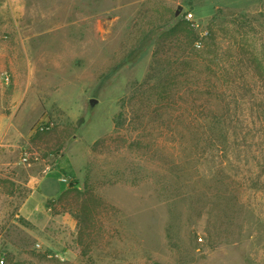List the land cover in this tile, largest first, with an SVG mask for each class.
Listing matches in <instances>:
<instances>
[{"label": "rangeland", "instance_id": "1", "mask_svg": "<svg viewBox=\"0 0 264 264\" xmlns=\"http://www.w3.org/2000/svg\"><path fill=\"white\" fill-rule=\"evenodd\" d=\"M0 41L27 92L0 146L5 264H264V0H0Z\"/></svg>", "mask_w": 264, "mask_h": 264}, {"label": "crops", "instance_id": "2", "mask_svg": "<svg viewBox=\"0 0 264 264\" xmlns=\"http://www.w3.org/2000/svg\"><path fill=\"white\" fill-rule=\"evenodd\" d=\"M10 50V47L0 41V146L6 141L9 131L17 125V112L27 93L21 89L18 82L16 69L18 64H16L17 60ZM6 73H9L12 77L11 86H8L4 81V74ZM32 200L33 196L27 199V203L24 206L27 210L24 208L22 210L23 214L29 213L28 210L33 209V205L35 210L41 207V203H37L36 199V202ZM29 202H31L30 206ZM43 203L44 200L42 201Z\"/></svg>", "mask_w": 264, "mask_h": 264}, {"label": "trees", "instance_id": "3", "mask_svg": "<svg viewBox=\"0 0 264 264\" xmlns=\"http://www.w3.org/2000/svg\"><path fill=\"white\" fill-rule=\"evenodd\" d=\"M176 26H177V29H179V32H184L186 38H187V41L189 42L190 45H194L195 44V41L198 37V35L196 34L195 30L190 26V23L186 22V21H179L176 23ZM216 44V38L212 39V41H209V43L204 46V48L202 50H197L196 51V48H195V51L193 50V58L196 60V62L198 63V68L200 67V71H205V70H208L214 66V64H216L217 66H219V64L215 61L214 57H211V53L213 52H210V48H212L213 46H215ZM200 65V66H199ZM183 67V63H181V65L178 67L179 68H182ZM219 80H216L214 82H217ZM168 80L165 82L167 83ZM178 82V81H177ZM206 81L204 80L203 81V86H204V83ZM208 82L209 83H213V79L211 76H209V79H208ZM193 84L196 86V90H200L199 88H201V84H200V81L199 80H196L194 79L193 80ZM212 88V85L210 87V89ZM206 89V88H205ZM219 98V96H218ZM217 99V98H216ZM206 114L209 115L210 119L213 121L212 123V126L210 128V135L209 137L213 140L214 138L217 137V133L215 132V123L216 122H220L222 121V119H227L230 117V113L228 112V110L220 113V115H215L214 114V111L213 109H210L208 110V112H206ZM175 118L173 119V116L170 117V119H168V121L165 120V122H168V123H173L174 120H176L177 118L179 119L178 115H174ZM221 131V134L219 135L218 138H221L224 140L225 139H228L229 138V133H230V129L229 128H226V129H223V130H220Z\"/></svg>", "mask_w": 264, "mask_h": 264}, {"label": "built area", "instance_id": "4", "mask_svg": "<svg viewBox=\"0 0 264 264\" xmlns=\"http://www.w3.org/2000/svg\"><path fill=\"white\" fill-rule=\"evenodd\" d=\"M186 20L192 22L193 26H198V24L194 21V15L193 13L189 12L186 14L185 16ZM208 32H205L203 35H207ZM201 41L197 42V46L201 45ZM4 81L6 84H9L11 82V76L9 73L4 74ZM49 128L48 126V122L46 123H41L38 127L37 130L38 132H43L45 130H47ZM30 159V154H28L27 152L25 153V157H24V162H28ZM66 181V179H64ZM40 246V245H38ZM6 263V255L5 254H0V264H5Z\"/></svg>", "mask_w": 264, "mask_h": 264}, {"label": "water", "instance_id": "5", "mask_svg": "<svg viewBox=\"0 0 264 264\" xmlns=\"http://www.w3.org/2000/svg\"><path fill=\"white\" fill-rule=\"evenodd\" d=\"M180 14V11L177 12V15ZM97 104V100L91 99L90 100V107L93 108ZM73 140H75V137H73Z\"/></svg>", "mask_w": 264, "mask_h": 264}]
</instances>
